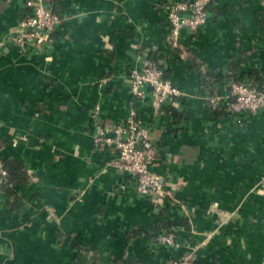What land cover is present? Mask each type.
I'll list each match as a JSON object with an SVG mask.
<instances>
[{
  "label": "crops",
  "instance_id": "obj_1",
  "mask_svg": "<svg viewBox=\"0 0 264 264\" xmlns=\"http://www.w3.org/2000/svg\"><path fill=\"white\" fill-rule=\"evenodd\" d=\"M26 1L0 0V161L26 176L0 192V264H264V111L224 107L232 80L264 87V0H213L175 46L179 0H55L67 19L22 51ZM144 58L182 91L158 112L148 87L130 92ZM130 110L174 199L139 195L93 142ZM169 228L174 243H159Z\"/></svg>",
  "mask_w": 264,
  "mask_h": 264
},
{
  "label": "built area",
  "instance_id": "obj_2",
  "mask_svg": "<svg viewBox=\"0 0 264 264\" xmlns=\"http://www.w3.org/2000/svg\"><path fill=\"white\" fill-rule=\"evenodd\" d=\"M55 0H27L28 13L20 21L12 35V43L22 51H26L47 42L50 35L67 19L66 15L54 11ZM213 0H179L169 3L167 19L172 36V45H176L182 30L196 32L207 21L208 7ZM148 87L153 101V109L158 112L167 102L182 96V91L167 80L163 70L149 59H141L140 66L131 71L130 92L136 98L145 96ZM225 110L235 115L241 113H258L264 111V87L249 84L240 80H232ZM99 107L95 108V115ZM93 142L100 148H109L114 157L111 161L114 168L125 172L135 179L136 191L158 201V197L173 198L171 190L161 183L157 173L152 171L156 160V150L150 139L149 128L136 119L134 110H130L127 118L113 125L96 123ZM7 170L0 161V192L6 182ZM172 229L157 236L161 244L174 243ZM192 252H188L179 260L169 264H190Z\"/></svg>",
  "mask_w": 264,
  "mask_h": 264
},
{
  "label": "trees",
  "instance_id": "obj_3",
  "mask_svg": "<svg viewBox=\"0 0 264 264\" xmlns=\"http://www.w3.org/2000/svg\"><path fill=\"white\" fill-rule=\"evenodd\" d=\"M3 165L8 174L5 184L2 186V190L5 191L6 195H14L12 188L14 186L25 184V173L23 172L22 167L14 161H4Z\"/></svg>",
  "mask_w": 264,
  "mask_h": 264
}]
</instances>
